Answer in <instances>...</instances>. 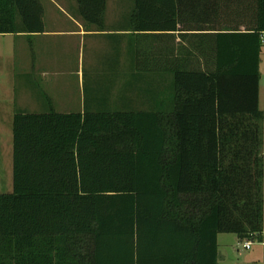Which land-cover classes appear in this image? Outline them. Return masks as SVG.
<instances>
[{"label":"trees","instance_id":"1","mask_svg":"<svg viewBox=\"0 0 264 264\" xmlns=\"http://www.w3.org/2000/svg\"><path fill=\"white\" fill-rule=\"evenodd\" d=\"M75 4L103 30L106 0ZM42 17L41 0H0V35ZM128 17L154 108L14 113L0 264H217L218 234L264 244V0H132Z\"/></svg>","mask_w":264,"mask_h":264},{"label":"rangeland","instance_id":"2","mask_svg":"<svg viewBox=\"0 0 264 264\" xmlns=\"http://www.w3.org/2000/svg\"><path fill=\"white\" fill-rule=\"evenodd\" d=\"M42 2V0H41ZM43 4V2H42ZM43 4L44 19L47 22L52 12L54 15L63 16L56 8L48 4ZM106 15L109 17H124L126 18L132 11V0H106ZM105 15V16H106ZM49 26V24H45ZM114 26V25H113ZM156 40L154 43L151 39H147V50L152 48L160 52L166 41ZM176 40V39H175ZM175 40L170 41V44L175 46ZM185 42V41H184ZM187 42V41H186ZM30 43V41H29ZM160 43H163L160 45ZM32 44V42L30 43ZM36 44V41H34ZM169 44V43H168ZM188 45V43H186ZM149 47V48H148ZM101 50H103L101 48ZM86 52V51H85ZM79 55L77 51H72L63 56L64 59L71 58L72 63L62 66L59 76H53V73L48 71L54 69L45 66L46 71L50 75H44L39 78L36 73H31L30 76L38 80L37 88H28L25 92L28 94V107L20 104L21 98V74L23 73V65L29 61L31 52L27 48L26 39L14 38L12 36L0 35V99L5 98L7 103L4 109L12 108L13 110L23 108L29 113L47 112L53 109L59 113H71L83 111L85 105L90 101L93 96H100V100L105 97L109 101L108 105L110 110L121 109L123 105L121 102H128V106L132 110L147 109L145 105L146 95L139 88H111L102 87L105 83L102 81L105 76V69L99 56L93 53L91 62L88 63L86 53ZM23 55V57H22ZM21 59V60H20ZM260 89H259V109L264 112V45L261 48L260 62ZM21 66V67H20ZM31 66V65H30ZM71 68V69H70ZM79 68L81 74H84L83 84H78V78L75 75L76 70ZM70 69V70H69ZM167 76V75H166ZM163 79V78H162ZM150 82H153L152 80ZM149 83V81L147 82ZM160 85L168 83L167 80L158 81ZM13 99V102H11ZM32 99V100H31ZM89 105V104H88ZM105 106L104 104H101ZM33 106V108H31ZM15 112H23L16 110ZM14 112V113H15ZM8 120L0 115V140H3L6 134V139L10 138V128L7 125ZM10 123V122H9ZM0 142V151L1 149ZM11 149V148H10ZM7 153L0 152V193H7L12 191V170H11V156L7 160ZM264 157V145H263ZM10 163V164H9ZM245 241H239L235 234L221 233L217 236L218 252L220 256L217 257V264H264V244L253 241L249 249H243L242 244Z\"/></svg>","mask_w":264,"mask_h":264},{"label":"crops","instance_id":"3","mask_svg":"<svg viewBox=\"0 0 264 264\" xmlns=\"http://www.w3.org/2000/svg\"><path fill=\"white\" fill-rule=\"evenodd\" d=\"M43 4H47V7L50 4L56 8L63 16L54 15L52 12L50 18L47 22L44 19V8H43V32L35 34H4L2 36H12L14 38L26 39L27 48L31 52L30 59L27 61L23 67V73L21 74V98L20 104H23L24 107H28V103L31 102L28 99V94L25 92L28 88H37L38 80L34 76H30L31 73H36L40 77L44 75L48 76L46 67L54 68L48 72L53 73V76H59L62 66L72 63V59H64L67 53L74 56V51H77L78 57L81 54L86 53L88 58V63L91 62V57L93 53L98 54L99 60L102 62L106 73L105 78L102 80L104 82H115V83H104L102 87H111V88H139L146 87L148 84H144L150 80H158L156 74L153 73H137L133 68V36L135 32H132L129 27L126 26L129 17H108L104 15V27L102 31H98L92 26H86L76 13V4L75 0H42ZM41 2V3H42ZM42 4V6H43ZM106 13V11H105ZM49 24V26H45ZM114 25V26H113ZM32 42V44L29 43ZM36 41V44H34ZM101 48L103 50H101ZM261 55V53H260ZM23 57V55H22ZM21 60V59H20ZM260 64V63H259ZM31 65V66H30ZM51 65V66H50ZM21 67V66H20ZM260 68V67H259ZM71 69V68H70ZM69 69V70H70ZM75 75L78 78L79 82L83 84L84 74L80 72L79 68L76 70ZM142 76V78H141ZM163 79L170 81V73H163ZM260 83V80H259ZM166 83L163 84L165 86ZM260 89V85H259ZM32 100V99H31ZM13 102V99L12 101ZM7 100L5 98L0 99V115H3L4 118L8 120L7 125L10 128V138L6 139V134L1 142L0 152L4 154L7 153V160H10L11 156V170H12V131L11 124L14 112L12 108L4 109ZM123 107L128 106V102H121ZM147 105V109L151 107L154 108L155 103L151 105L148 101L144 102ZM165 106V103H164ZM129 107V106H128ZM33 108V106L31 107ZM145 110V109H143ZM82 112V111H81ZM29 113V112H27ZM10 122V123H9ZM1 127H3L1 125ZM0 127V128H1ZM11 148V149H10ZM10 164V163H9ZM219 250V247H218ZM217 250V257L220 256V253ZM218 262V260H217Z\"/></svg>","mask_w":264,"mask_h":264},{"label":"built area","instance_id":"4","mask_svg":"<svg viewBox=\"0 0 264 264\" xmlns=\"http://www.w3.org/2000/svg\"><path fill=\"white\" fill-rule=\"evenodd\" d=\"M260 40L262 42V44H264V32H262L260 34ZM251 247V242L250 241H245L243 244H242V248L243 249H249Z\"/></svg>","mask_w":264,"mask_h":264}]
</instances>
